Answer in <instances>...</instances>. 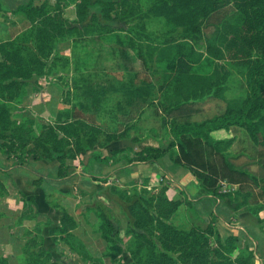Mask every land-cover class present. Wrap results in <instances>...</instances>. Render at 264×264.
Returning <instances> with one entry per match:
<instances>
[{
  "label": "trees",
  "instance_id": "1",
  "mask_svg": "<svg viewBox=\"0 0 264 264\" xmlns=\"http://www.w3.org/2000/svg\"><path fill=\"white\" fill-rule=\"evenodd\" d=\"M37 1L43 3L38 6ZM61 1L53 5L49 0H28L11 11L29 26L12 39L0 40L2 154L36 161L56 157L58 175L63 176L67 159L99 144L107 131L125 135L147 109L152 119L166 122L162 132L168 146L145 149L139 160H157L169 153L210 191H218L222 182L239 187V194L231 198L259 216L264 205V90H259L264 86V0H114L105 17L110 20L114 12H121L124 21L134 23L127 37L118 33L115 41L110 36L113 29L90 19V0H77L73 20L65 18ZM153 22L162 24L163 36L148 31ZM211 26L217 27L216 42L223 50L214 55L217 64L210 75L193 74ZM91 40L105 47L76 61L57 53L59 44L72 42L75 47ZM162 64L165 69L156 75L154 65ZM59 71L72 72V111L61 113L54 125H38L31 118L12 120L28 95L29 81ZM235 73L248 86L245 99L227 97ZM210 101L222 107L213 116H202ZM231 126L245 130L256 147L243 162V152H229L235 140L212 137ZM150 130L160 136L153 127ZM167 192L162 188L149 196L137 188H111V195L126 209L131 264H252L259 249L248 239L241 248L245 237L223 241L211 224L204 229L173 224L182 202L170 199ZM99 220L98 232L107 243L103 259L114 251L123 253L120 229L110 213L102 209ZM75 227L73 217L63 212L62 226L53 233L80 255L82 263L105 264L91 257L88 244L69 232ZM27 257L23 264H60L48 251L30 250ZM0 264L13 263L2 256Z\"/></svg>",
  "mask_w": 264,
  "mask_h": 264
},
{
  "label": "crops",
  "instance_id": "2",
  "mask_svg": "<svg viewBox=\"0 0 264 264\" xmlns=\"http://www.w3.org/2000/svg\"><path fill=\"white\" fill-rule=\"evenodd\" d=\"M22 4V0H0V27L9 30L8 37L14 38L24 30H16L13 25L24 23L25 18L11 13ZM2 10L10 13L7 20L1 18ZM72 51V42L57 48V53L71 61ZM72 72H51L29 81L28 95L12 120L31 118L38 125H54L61 113H70ZM135 122L125 135L107 131V136L114 138L101 137L93 148L76 159H67L68 169L63 176L58 175L60 162L56 157L37 161L28 156L7 159L0 151V183L4 187L0 195V257L23 264L30 250L41 249L50 252L60 264L82 263L80 255L53 233L62 226V213L67 212L76 222L69 232L88 244L91 257L102 259L107 243L98 232L99 215L102 209L110 213L108 209L119 200L111 195V188H137L152 196L165 187L170 199L182 202L175 218L180 216L190 227L211 224L223 235L245 237L259 247L260 253L255 254L252 264H264V221L260 216L239 207L240 201L223 192L222 185L218 191L206 189L189 168L176 164L169 153L157 160H139L145 149L165 150L168 145L161 117L152 119L146 109ZM152 127L160 132L159 137L150 130Z\"/></svg>",
  "mask_w": 264,
  "mask_h": 264
},
{
  "label": "rangeland",
  "instance_id": "3",
  "mask_svg": "<svg viewBox=\"0 0 264 264\" xmlns=\"http://www.w3.org/2000/svg\"><path fill=\"white\" fill-rule=\"evenodd\" d=\"M22 1L26 2L28 0H22ZM49 1L51 2V4L54 5L57 0H49ZM90 1L92 4V11L90 13V19H94V21L98 20L101 24H104L105 26L108 25L111 29H113L114 31H112L113 33L110 35L113 41L116 40L115 36L118 33H122L123 36L127 37V34H128L127 31L134 26V23H129L127 21H124V19L121 17V15H119V14H121V12L120 13L114 12L112 14V17L110 20H108L105 17L106 8H107L108 4H111V3L114 4V0H90ZM40 2H41L40 3V5H41L43 3V1H40ZM76 4H77V0H62L61 1V5L63 8V13H64L65 18H67L69 20H73L76 18ZM9 14H10L9 12L2 10L1 18L7 20L9 17ZM27 26H29V22L25 20L24 23H20L18 25L17 24L13 25V28H16V30H22V29L25 30ZM162 28L163 27H162L161 23L153 22L152 26L149 27L148 31L151 34L154 33V31H155L156 33L158 32L157 35L163 36L161 34ZM6 31H9V30L6 29L5 27L4 28L0 27V40L12 38V35H10L9 37L7 36ZM217 32H218V29L215 26H211V27L207 28L206 38H205V47H204L205 49H203L201 51L203 56L197 64L193 65L192 70H191V72L193 74L210 75L213 72L215 65L217 64V60H216V57L214 55H216L218 53L219 48H220V50H223L221 47H219V45L216 42ZM174 37L177 38L178 35L176 34V35H174ZM163 38L160 37L158 42L163 43V41H162ZM146 44L147 43H145L144 46H146ZM103 47H105V46L102 45L100 42H97L95 40L94 41H92V40L87 41L86 43H83V44L79 43L77 46H75V47L73 46L72 60L74 59V61H76V59L77 60L82 59L88 53L89 54H95L98 52V50H101ZM207 47H208V49H207ZM74 51H75V53H74ZM80 62H81V60H80ZM165 67H166L165 64L154 65L153 71H155V74L158 75V73H160L163 69H165ZM159 69H160V71H159ZM153 78H154V80L158 79V77H153ZM103 83L104 82H102V84ZM229 86H230L229 91L227 93V97L229 99H232V100L236 99L237 100L240 98L245 99L247 97L248 91H249L248 86L243 81L242 77H240L238 74L235 73L233 75ZM259 90H264V86H262V88H260ZM220 107H222V105L219 106L215 101H210L209 103H207L206 108H205V113L202 116H206V117L213 116L219 112ZM163 123L165 124L166 122L164 121ZM212 137L216 140H227V139L235 140V144L229 152L233 155H236L235 152H243L245 154V156L241 157L242 162L247 160L248 157L246 155L254 154V149L256 148L253 145V143L250 141L248 136L246 135L245 130H243L240 127L231 126V127H228L227 129H222V130L216 131L212 134ZM167 140L172 141V137L168 136ZM253 168L256 169V166H254ZM223 190H224L223 192L228 194L229 197L237 196L239 194V193L237 194V192H240L239 187H237V186L235 187V186H228L227 185V186L223 187ZM118 201L116 204L115 203L112 204L111 208H109L108 210L110 211V216L112 217V221L120 229L121 244H122V248L124 249V252L117 254V252L114 251V253H110L111 256L106 257L105 260L102 258V260L105 264H131V262H132L131 256L126 251V248L128 246V242L131 238V235L127 234L128 217L126 214L125 207H122L120 200H118ZM262 206L263 207H260L261 210H260L259 216H260V220L264 221V205H262ZM172 223L177 225V226H185L187 228H191L190 225L188 224V222L186 220L182 219L180 216H177L176 218L174 217ZM207 226H208V224L207 225L204 224V225L199 226V228L204 229ZM211 226L217 231V233L220 235V237L223 239V241H226L229 237H235L233 235H231V236L223 235L217 227H214L213 225H211ZM247 243H248V240H243L241 248H244L247 245ZM256 249H257V247H256ZM258 249H259V247H258ZM39 250H41V249H39ZM35 252H39V251L33 249V253H35ZM106 252H107V254H109L108 250H106ZM258 253H260V252L258 251ZM112 254H113V256H112ZM254 258H255V255H254ZM14 264H16V263H14ZM67 264H74V262L71 261ZM77 264H84V263H77Z\"/></svg>",
  "mask_w": 264,
  "mask_h": 264
},
{
  "label": "built area",
  "instance_id": "4",
  "mask_svg": "<svg viewBox=\"0 0 264 264\" xmlns=\"http://www.w3.org/2000/svg\"><path fill=\"white\" fill-rule=\"evenodd\" d=\"M221 185H222L223 187H225V186H227V185H228V186H231V185H229V184L226 183V182H222ZM235 187H236V186H235Z\"/></svg>",
  "mask_w": 264,
  "mask_h": 264
}]
</instances>
